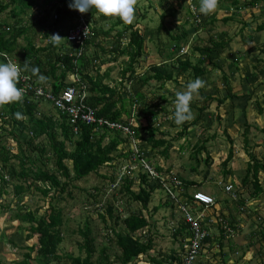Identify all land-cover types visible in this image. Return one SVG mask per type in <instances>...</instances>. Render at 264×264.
Here are the masks:
<instances>
[{"label":"rangeland","instance_id":"1","mask_svg":"<svg viewBox=\"0 0 264 264\" xmlns=\"http://www.w3.org/2000/svg\"><path fill=\"white\" fill-rule=\"evenodd\" d=\"M177 2L178 0H136L132 23L145 33L146 49L135 75L139 77L146 70H150L151 65L168 60L171 54L174 62L176 55L188 56L196 61L199 51L194 50L195 46L213 45L214 40L226 41L223 46L215 48L218 54L213 55L212 61L206 60L207 72L199 76L205 84L191 102L193 118L184 123L188 124L199 115L197 108L203 105L208 107L200 113L201 120L188 128L187 135L178 136L182 126L174 122V101L176 92L186 90L187 82L195 79L193 75L175 73L174 76H177L178 80L168 81L162 89H159L154 79L142 85L139 81L130 80L128 74L125 76L121 74L123 68L128 66V60L126 55H119L117 60H112L110 57L112 53L108 50L115 45L113 39L102 42L103 49L91 46V55L94 51L97 53L98 57L94 58H97L100 73L110 71L108 81L111 82L110 85L119 86V81L122 79L125 87L121 88L123 96L131 97L140 92L147 96L148 102L157 104L155 108L159 111L151 120L153 128L158 129L155 137H164L172 141V144L168 150L169 156L162 155L160 150L163 147L153 149L145 142L147 133L143 132L144 142L141 140V144L143 143V149L149 154L147 157L153 164H160L165 169L170 168L178 173L179 176L199 182V186L190 187L189 191L201 188L215 197L216 203L213 207L198 211L202 214L201 218L212 236V241L205 247L206 259H202V264H264V192L254 197L251 183L247 187L242 182L250 160L247 150L264 161V28L261 30L257 28L259 24L264 23V0H260L255 8L238 10L230 2L218 0L215 12L207 16L202 14L197 21L198 26L192 23L193 18H189L190 14L186 9L188 4H192V0H187L186 6L179 8L175 14H169L170 11L166 14L167 7L171 3L176 6ZM0 16L10 22L14 20L10 17L8 9ZM226 17L230 18L225 20ZM93 19L97 20L98 26L107 29L118 20V17L95 14ZM162 25L167 27L168 31L161 27ZM122 28V24H117L113 28V34L117 29ZM34 31L27 34L30 39L37 46L48 45L49 40L45 39L41 29L36 27ZM172 35L174 38L177 37L181 47L178 52L169 53L172 43L176 41L171 38ZM250 36L252 41L247 43L246 40ZM126 41L124 40L122 46H125ZM19 44L25 46L27 40L22 38ZM42 56L46 61V55L43 53ZM0 62L4 61L0 59ZM40 76H37L39 80H41ZM224 77L231 85L234 97L228 96ZM51 81L52 78L41 80L47 86H50ZM70 81H72L71 75L66 79V82ZM204 94L217 98L224 97L225 100L222 104H218L217 99L206 101L205 104ZM162 95L167 96V101L160 100ZM40 103L39 111L42 114L53 116L55 119L59 117L58 112L49 102L42 99ZM161 104L166 106L165 110H162ZM138 118V123H146L144 114ZM247 124L249 127L246 131ZM13 130L14 133L8 134L3 139L11 152H18L17 140H19L24 153L35 160V167L61 173L55 164L54 151L46 135L34 140L45 149L41 155L33 151L26 142L32 136L28 126L23 131L17 126ZM160 131L165 132V136H162ZM245 133L249 141L248 146L245 143ZM199 138L208 140L207 151L199 152V162H197L191 158V152L193 144ZM69 145L73 146L72 143ZM126 147H129L128 143ZM230 149H233V158L224 165ZM207 157L209 164L204 161ZM17 161L19 159L12 158V163L17 164ZM65 163L72 169L71 161L66 160ZM0 164H2L1 160ZM118 167V164L103 166L99 171L81 180L70 181L65 191L51 189L49 196L43 195L35 188L17 196L13 188L17 180H9L5 191L2 192L3 183L0 180V264H17L28 252V246L38 245L36 235L32 238L27 236L30 232L29 223L21 221L17 213L33 211L38 217L46 213L51 206L61 210L64 219L62 227L64 241L57 251L61 258L46 260L38 257L37 252L33 251L31 264H70L68 255L77 256L79 253L84 255L78 246L82 239L79 229L85 227L87 222L96 237L98 256L99 250L109 245L107 233L111 226L115 225V219L109 217L104 209L107 202L116 203V210L123 217L130 212H142L149 219L152 231L149 233L154 237L153 249L149 251L151 256L161 257L168 255L175 248L179 249L180 236L176 237L174 232L183 224V216L179 210L170 205V202H167L164 194L166 192L156 190L146 209L140 202L127 199L126 195L119 198V191L111 188L109 180L110 177L117 175ZM9 169L8 167L5 170L7 179L11 177ZM104 175L108 178H104ZM259 175L264 186V173L260 172ZM134 176L138 181V175L134 174ZM60 177L62 181L66 180L61 174ZM230 182L234 190L227 192L224 185ZM134 189H139L138 183L134 185ZM114 196L119 198V201L116 202ZM240 201L244 203L241 204ZM218 217L224 219V225H227L225 230L216 222ZM117 230L126 233V229L120 226ZM147 230L148 228L141 230L139 234L147 233ZM109 252L112 255L111 259L114 260L116 251L114 252L110 247ZM135 264L145 263L135 261Z\"/></svg>","mask_w":264,"mask_h":264},{"label":"trees","instance_id":"2","mask_svg":"<svg viewBox=\"0 0 264 264\" xmlns=\"http://www.w3.org/2000/svg\"><path fill=\"white\" fill-rule=\"evenodd\" d=\"M186 1L178 0L176 6L171 3L166 9V14L168 11H170L169 14H175L179 8L186 6ZM224 1L230 2L237 10L241 8H255L260 2V0ZM69 4L70 0H0V15L8 9L10 17L14 19L13 22H10L0 16V52L12 54L22 65L26 63L29 66L28 71L34 73L35 77L43 75L46 79L52 78L50 86L53 93H59L68 85L66 79L69 75H80L82 80L88 84V90L90 92L88 102L97 108V114L100 117H105L109 121H115L116 123L124 125H131L136 120L137 125H133L135 129L134 136L142 140L143 132H146L147 137L144 139L145 142L150 144L153 149L163 147L160 153L169 156L168 150L171 147L172 141H168L164 137L156 138L155 134L158 129L152 126V116L159 111L155 108L157 104L153 105L151 102H148L147 96L140 92H137L131 97L123 96L121 88L125 87L122 79L119 81V86L116 84L110 85L111 82H108L110 80V71L100 73V66L96 62L97 58H94L95 56L98 57L97 53L94 51L91 55L90 48L91 46H96L103 49L102 42L107 39H113L115 45L108 50L112 53L110 54L112 60H117L119 55H126L128 60V66L123 68L121 74L124 76L128 74L130 80L134 79L139 81L142 85L148 84L150 80L154 79L156 80L158 88L162 89L168 81L178 80V77L174 76L175 73H178V75L190 74L194 78L205 74L207 72L206 60L212 61L213 55L218 54L215 52V48L223 46L226 41L223 39L220 41L214 40L213 45L195 46L194 50L199 51L196 61L188 56L182 57L176 55L174 62L172 61L173 55L171 54L168 60L151 65L150 70H146L139 77H136V68L139 66L140 59L146 49L145 33L134 26V23H125L120 18L111 27L105 29L102 26H98L96 24L97 20L93 19L95 14H103L90 10L94 35L84 40L83 43L69 41L67 39V29L75 25L73 23L75 10L69 7ZM192 4L195 7V14L189 10V4L186 6V9L190 14L189 18H193L192 23L198 26L197 21L202 17V14L198 10L199 0H192ZM30 11L32 12L29 13ZM163 17H165V14ZM228 18L230 17H226L225 20H228ZM117 24H122L123 28L117 29V32L113 34V28ZM36 27H39L45 39L49 40L48 45L37 46L27 35L31 31L35 32L34 28ZM161 27H164L168 31V28L164 25ZM257 28L258 30L263 29L264 23L259 24ZM53 34H59L62 38L65 37V39H62L59 45H55L50 36ZM22 38L27 40L25 46L19 44V40ZM171 38L174 41L176 39V41L172 43L169 53L173 51L178 52L181 47L179 40H177V37L174 38L173 35ZM124 40L127 41L125 46H122ZM246 41L250 43L252 37H248ZM116 51L119 53L117 54ZM43 53L47 57L46 61L42 56ZM33 68H38L39 71L33 72ZM92 72H95V74H92ZM224 80L227 86L228 96L234 97L232 87L226 77H224ZM21 85V81L19 80L18 87ZM203 98L205 104L206 101L216 99L218 100V104H222L225 100L224 97L217 98L210 94H204ZM42 99V97L38 98L33 90H30L27 94L23 93L21 101L0 106V160L2 161V164H0V180L3 183L2 192L5 191V186L9 180H17L13 185L14 192L17 196L31 188H35L41 191L43 195L49 196L51 189L65 191L70 181L81 180L91 173L99 171L103 166H116L123 159L131 155V151H128L129 147H126V143L131 140L130 136L122 134L120 130L109 128L108 125L99 127L94 124H81L80 134L75 137L71 127L68 125L65 114L59 113V117L55 119L53 116L44 115L39 111L40 100ZM160 100L163 102L167 101V96H160ZM161 105L162 110H165L166 106L164 104ZM207 107V105H203L197 108L199 115L188 124L183 123L181 125V131H178V136L187 135L188 128L201 120L200 113ZM142 114L145 115L146 123H138V117ZM15 126L20 131H23L28 126L32 136L26 142L33 151H37L41 155L45 149L40 143H35L34 140L42 135H46L54 151L57 169L66 180L62 181L60 174L57 172L35 167V160L24 153L19 140H17L18 152H11L10 147L4 143L3 139L8 134L14 133L13 128ZM246 127L247 131L249 125L247 124ZM160 133L162 136L166 134L163 131H160ZM144 140L142 141L144 142ZM207 140L205 138H199L193 144L191 158L197 160V162H199V152L207 151ZM69 143H72L73 146L69 145ZM245 143L248 146L249 141L246 133ZM142 144L141 150L143 148ZM144 153L146 156L149 155L146 151ZM247 153L250 156V160L242 182L247 187L251 183L253 196L257 197L264 192V186L260 181L259 175L260 172L264 173V161L258 159L251 151L247 150ZM12 158L19 159L17 164L12 163ZM232 158L233 149H230L224 165H227ZM147 159L158 172L168 177L174 174L182 180L185 186L184 196L187 200L192 198L188 193L189 188L199 186V182L194 179H186L181 175L179 176L178 173H175L170 168L165 169L160 164H153L148 157ZM66 160L72 162V169L65 163ZM204 161L206 164H209V157ZM8 167L11 173L9 179H7L5 173ZM104 178L108 177L104 175ZM109 180L112 184L116 178L112 176ZM136 183L139 186L138 190L134 189ZM162 186L163 181L161 180V176L149 179L145 173H140L138 174L137 181L134 175L127 174L123 177L120 186L114 190L119 191V198L126 195L127 199L140 202L143 208L146 209L156 190L165 192ZM94 192L97 193L98 191ZM114 198H116V202L119 201V198L115 196ZM167 202H169L168 199ZM240 203L242 204L244 201H240ZM115 204L114 202H107L104 207L108 216L115 219V225H112L107 233L109 245L102 247L97 256L96 237L93 235L89 222H87L85 227L79 229L82 234V239L79 241L78 246L84 255L81 253L77 256L73 254L68 255L70 264H135V261L143 260L142 255L148 257L152 264H175L176 262L182 264V260L175 249L168 255L166 254L161 257L151 256L149 251L153 249L154 237L149 233L151 231L149 219L142 212H130L123 217L117 212ZM17 217L21 221L29 223L30 232L27 235L28 238L36 235L38 240V245L32 244L28 246V252L24 254V258L17 264H31L33 251L37 252L38 257L46 260L49 258H61L57 253L59 246L64 241L62 230L64 219L61 210H56L51 206L46 213L38 217L33 211L19 212L17 213ZM220 225L222 226V224ZM118 226L126 229V233L117 230ZM183 226L186 228V225ZM183 226L175 229L174 235L176 237L183 233ZM146 228H148L147 233L143 231L144 234H139L141 230ZM206 241L211 242L212 236H208ZM110 247L111 250L116 251L114 253V260L111 259ZM202 262L199 261L197 264H202Z\"/></svg>","mask_w":264,"mask_h":264},{"label":"built area","instance_id":"3","mask_svg":"<svg viewBox=\"0 0 264 264\" xmlns=\"http://www.w3.org/2000/svg\"><path fill=\"white\" fill-rule=\"evenodd\" d=\"M193 10L194 7L192 6ZM77 11V23L69 28L67 39L69 41H76L83 43L88 37L93 35L90 23L87 21L86 13ZM87 31V35H86ZM7 60L17 63L21 67L20 81L23 93L27 94L28 91L33 90L38 98L42 97L44 100L50 102L60 113L65 114L68 124L71 127L75 136L80 134V123L98 124L100 127L108 125L109 128L120 130L124 135L131 137L128 151L131 155L123 159L118 164L119 172L115 176L116 180L111 184L112 189H116L122 183L123 177L127 174H140L145 173L149 179L161 176L163 181L162 189L166 192L165 196L172 204H174L185 217L188 223L189 234L184 238L182 248L180 250L182 257V264H196L199 255L203 249V240L208 235L207 229L200 221V217H195L190 207L193 204H199L204 207H210L215 203L214 197L202 190H196L191 193L192 198L189 200L184 196L185 186L183 182L174 174L169 177L158 172L148 161L144 149L141 148V140L134 136L135 129L133 122L131 125H124L109 121L104 117H99L96 114V109L87 103L86 84L83 83L77 75L72 76L73 83L66 87V89L59 93H53L51 89L39 84L33 75L27 72V64L20 65L15 60L11 59L6 53H1ZM226 190H232V185H226ZM192 203V204H191Z\"/></svg>","mask_w":264,"mask_h":264},{"label":"clouds","instance_id":"4","mask_svg":"<svg viewBox=\"0 0 264 264\" xmlns=\"http://www.w3.org/2000/svg\"><path fill=\"white\" fill-rule=\"evenodd\" d=\"M192 6L194 7V4H191V5L189 4V10L193 14H195V7H194V10H193ZM69 7L74 8V10H75L74 11L75 12V18H74V22L73 23L74 24L77 23V11H76V9H78L81 13H86L87 21L90 23V26H91L92 31H93V22H92V18L90 16V10H94V11L100 13V14H103L104 16H107V17H118L125 23H131L132 20L134 19V15H135V11H136V0H70ZM217 7H218V0H199V9H198L199 13H201V14H203L205 16L210 15L213 12H215ZM67 30H69V29H67ZM86 35H87V31H86ZM93 35H94V31H93ZM93 35H91V36H93ZM50 36H51L53 44H55V45H59L60 42L62 41V39L63 40L65 39V37L62 38L59 34H53V35H50ZM90 37H88V38H90ZM180 52H182V50ZM7 55L11 59L15 60L16 62H18L20 64V62L18 60H16V58H14L12 56V54H7ZM0 59L4 61V62H0V106H3V105H6V104H9V103H12V102L21 101L22 96H23V89L18 87V82H19L20 73H21V67L17 63L12 62L10 59L7 60L2 55H0ZM20 65H22V64H20ZM24 65H26V63H24ZM28 67L29 66L27 65V68H26L27 72H29L28 71ZM38 71H39L38 68H33V72H38ZM29 73H31V72H29ZM31 74L33 75V77L36 79V81L39 84H42L45 87L51 89V86H47V85H45L44 83L41 82V80H43L45 78V77H43V75L40 76L41 80H39L37 77L34 76V73H31ZM73 75H76V74H71V78H72ZM77 76L79 77V79L83 83L86 84V91H87V94H88L87 103L89 104L88 98L90 96V92L88 90V84H87L86 81L82 80L80 75H77ZM66 83H68V85L66 86V87H68L69 85H71L73 83V81L66 82ZM204 84H205V81L202 80L201 78L197 77V78L187 82L186 90L177 91L176 92V99L174 101V104H175L174 122H175V124L182 125L184 122L189 121V120H191L193 118V113H192V110H191V102L193 101L194 96L199 94V90L204 86ZM66 87L63 88L62 90L66 89ZM90 106L93 107L92 105H90ZM93 108H95V107H93ZM54 109L58 112V115L62 114L55 107H54ZM95 109H96V114H97V108H95ZM134 123L137 125L136 120L134 121ZM81 124H87V123H80L79 126ZM94 125L99 126L97 123L94 124ZM228 184L232 185L231 182L228 183ZM228 184H225L224 188ZM196 190H202V189L198 188V189L189 191L188 193L191 195V193L193 191H196ZM233 190H234V187L232 185V190H230V191L226 190V191L227 192H231ZM202 191H204V190H202ZM214 200H215V197H214ZM215 203H216V201H215ZM215 203L212 206H210V207H213L215 205ZM170 204H171V202H170ZM173 206L177 210H179L174 204H173ZM210 207H204V206L199 205V204H193L190 207V210H191L192 214L195 217H200L201 223L207 229V231H208L207 237L210 236L211 233H210L205 221H203V219L201 218L202 214H199L198 211L200 209L206 210V209H208ZM179 212L183 216V224L181 226H179V227H182L183 225H186V228L183 226L185 229L182 228L183 229V233L181 235H179L180 236V241H181L180 244L181 245H180L179 249L175 248V250L177 251L179 257L182 260L180 250L182 248V244H183L184 238L189 234L190 231L188 229L189 225L185 221L184 214L180 210H179ZM181 214H179V215H181ZM216 222L222 224L223 228L227 227V225H224L225 221L221 217H218ZM207 237H205V239L203 240V249L201 251V254L199 255V258H198L196 264L199 261H203L202 259L205 257V254H206L205 253V251H206L205 247L207 245H209V242L206 241ZM169 254H171V253H169ZM142 257H143L142 258L143 260H137V262L141 261V263L150 264L147 261L148 257H144L143 255H142ZM175 264H181V263L176 262Z\"/></svg>","mask_w":264,"mask_h":264},{"label":"crops","instance_id":"5","mask_svg":"<svg viewBox=\"0 0 264 264\" xmlns=\"http://www.w3.org/2000/svg\"><path fill=\"white\" fill-rule=\"evenodd\" d=\"M171 252H172V250H171ZM204 258L206 259V256ZM147 261H148V263L152 264V262L149 258H147Z\"/></svg>","mask_w":264,"mask_h":264}]
</instances>
